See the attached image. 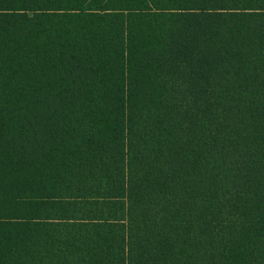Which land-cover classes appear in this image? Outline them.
<instances>
[{
  "label": "trees",
  "instance_id": "obj_1",
  "mask_svg": "<svg viewBox=\"0 0 264 264\" xmlns=\"http://www.w3.org/2000/svg\"><path fill=\"white\" fill-rule=\"evenodd\" d=\"M0 264H264V0H0Z\"/></svg>",
  "mask_w": 264,
  "mask_h": 264
}]
</instances>
